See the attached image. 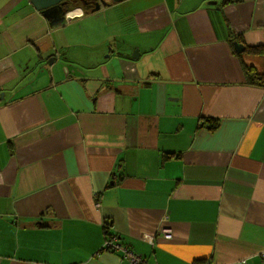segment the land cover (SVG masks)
Here are the masks:
<instances>
[{
    "label": "crops",
    "instance_id": "crops-1",
    "mask_svg": "<svg viewBox=\"0 0 264 264\" xmlns=\"http://www.w3.org/2000/svg\"><path fill=\"white\" fill-rule=\"evenodd\" d=\"M136 2L0 0V264H264V0Z\"/></svg>",
    "mask_w": 264,
    "mask_h": 264
},
{
    "label": "water",
    "instance_id": "water-1",
    "mask_svg": "<svg viewBox=\"0 0 264 264\" xmlns=\"http://www.w3.org/2000/svg\"><path fill=\"white\" fill-rule=\"evenodd\" d=\"M68 0H29L31 6L39 12L48 22L49 26H57L65 20L66 10L62 9L67 3ZM114 4L126 3V0H111ZM105 6L104 4L96 5L95 8L91 11H97L100 7ZM234 49L237 53L243 51V45L238 42H234ZM133 58L137 57V52H134L132 55Z\"/></svg>",
    "mask_w": 264,
    "mask_h": 264
},
{
    "label": "built area",
    "instance_id": "built-area-1",
    "mask_svg": "<svg viewBox=\"0 0 264 264\" xmlns=\"http://www.w3.org/2000/svg\"><path fill=\"white\" fill-rule=\"evenodd\" d=\"M160 232L164 238H170V234L166 229H161ZM103 249L108 252L120 253L121 257L129 264H147L141 255L131 251L128 246L121 244L116 236H107L103 242Z\"/></svg>",
    "mask_w": 264,
    "mask_h": 264
},
{
    "label": "trees",
    "instance_id": "trees-1",
    "mask_svg": "<svg viewBox=\"0 0 264 264\" xmlns=\"http://www.w3.org/2000/svg\"><path fill=\"white\" fill-rule=\"evenodd\" d=\"M70 10V9H68ZM239 37H237L238 40ZM250 52H260L258 47L249 49ZM244 74L246 76L247 82L251 84H257L259 87H264V76L262 74H258L254 68L251 67H244ZM146 85L150 84V82H146ZM201 127H206L210 132H214L218 128V121L217 120H203L199 123ZM108 224H105V230L108 231ZM111 236V235H107ZM126 245L124 243H121ZM127 246V245H126Z\"/></svg>",
    "mask_w": 264,
    "mask_h": 264
},
{
    "label": "flooded vegetation",
    "instance_id": "flooded-vegetation-1",
    "mask_svg": "<svg viewBox=\"0 0 264 264\" xmlns=\"http://www.w3.org/2000/svg\"><path fill=\"white\" fill-rule=\"evenodd\" d=\"M126 1H134V0H126ZM105 6L100 7L99 10L105 9L106 7H110L111 5H117L111 2V0H68L67 3L62 6L63 10L68 9H75V8H81L84 9V11H92L96 5H102ZM120 4V3H119Z\"/></svg>",
    "mask_w": 264,
    "mask_h": 264
},
{
    "label": "rangeland",
    "instance_id": "rangeland-1",
    "mask_svg": "<svg viewBox=\"0 0 264 264\" xmlns=\"http://www.w3.org/2000/svg\"><path fill=\"white\" fill-rule=\"evenodd\" d=\"M137 0H134V1H127L126 3H120L121 5H116L115 7H113L114 8V10H115V12H117L118 14H120V15H125L126 14V16H129V14L133 11V10H135L136 8H137V2H136ZM135 5H136V7H135ZM133 7H135L133 10H129V9H132ZM102 10H104V9H102ZM109 10H111V9H109ZM64 24H66L65 22H64ZM128 27V26H127ZM128 34H129V32L127 31L126 32V35H125V38H126V42L127 43H130V42H132L136 37L135 36H132V35H129L128 36ZM76 39V38H75ZM94 54H96V53H94ZM94 61H95V59H94ZM90 63V62H89Z\"/></svg>",
    "mask_w": 264,
    "mask_h": 264
},
{
    "label": "bare ground",
    "instance_id": "bare-ground-1",
    "mask_svg": "<svg viewBox=\"0 0 264 264\" xmlns=\"http://www.w3.org/2000/svg\"><path fill=\"white\" fill-rule=\"evenodd\" d=\"M77 11L73 9L67 10L66 14H65V20L61 23L64 24V22L68 21V19L70 18V16H72L73 14H75ZM59 24V25H61ZM58 26V25H57Z\"/></svg>",
    "mask_w": 264,
    "mask_h": 264
}]
</instances>
